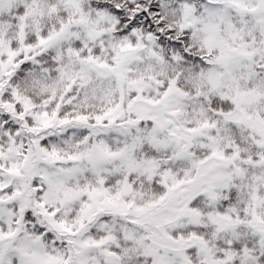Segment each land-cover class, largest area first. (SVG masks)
Returning a JSON list of instances; mask_svg holds the SVG:
<instances>
[{
  "label": "snow or ice",
  "instance_id": "6c2138e0",
  "mask_svg": "<svg viewBox=\"0 0 264 264\" xmlns=\"http://www.w3.org/2000/svg\"><path fill=\"white\" fill-rule=\"evenodd\" d=\"M0 264H264V0H0Z\"/></svg>",
  "mask_w": 264,
  "mask_h": 264
}]
</instances>
